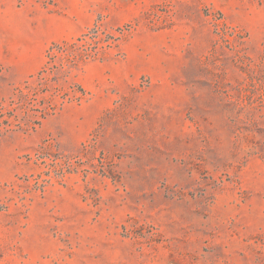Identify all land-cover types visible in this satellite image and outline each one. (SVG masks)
Returning a JSON list of instances; mask_svg holds the SVG:
<instances>
[{"label":"rangeland","instance_id":"374dc122","mask_svg":"<svg viewBox=\"0 0 264 264\" xmlns=\"http://www.w3.org/2000/svg\"><path fill=\"white\" fill-rule=\"evenodd\" d=\"M0 264H264V0H0Z\"/></svg>","mask_w":264,"mask_h":264}]
</instances>
